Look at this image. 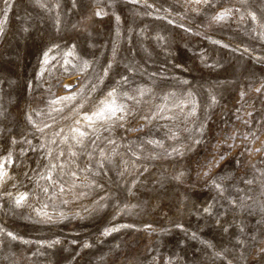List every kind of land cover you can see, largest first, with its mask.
<instances>
[{
    "label": "rangeland",
    "instance_id": "374dc122",
    "mask_svg": "<svg viewBox=\"0 0 264 264\" xmlns=\"http://www.w3.org/2000/svg\"><path fill=\"white\" fill-rule=\"evenodd\" d=\"M0 26V264H264V0H0ZM112 89L124 118L77 124Z\"/></svg>",
    "mask_w": 264,
    "mask_h": 264
},
{
    "label": "snow or ice",
    "instance_id": "6c2138e0",
    "mask_svg": "<svg viewBox=\"0 0 264 264\" xmlns=\"http://www.w3.org/2000/svg\"><path fill=\"white\" fill-rule=\"evenodd\" d=\"M8 0H5V3L7 4ZM228 10H226L225 12L219 13L217 14V16L213 17L214 20H222L226 17ZM95 15L100 16L101 12L97 11L95 13ZM253 19H255V16L253 15ZM3 31L2 26H0V32ZM51 51V50H49ZM70 54V53H69ZM67 62V61H66ZM44 64L48 63V52L44 53ZM65 87L70 88V85H65ZM94 90V89H93ZM259 91V89H258ZM126 95V94H125ZM116 96H117V90L116 89H112L111 91H109L107 93V96L99 101V104L96 108L95 111H93L91 114H84V116L82 117V119L88 123V126H92V124H94L97 120H102V121H108L111 120L112 118H117V119H123V116H117L118 112H124L125 111V106L122 104H118L117 100H116ZM74 96H64V97H60L57 100H53L51 103L56 104L59 103L61 101H68L71 99H74ZM80 107H83V105H81ZM80 121H77V124H79ZM74 132L78 133L79 137L83 138L85 137L87 134L83 131H80L79 128L73 129ZM75 139V137H74ZM82 142V141H78ZM151 143V141H150ZM8 162L11 163V154H9V157L7 158ZM55 167V166H53ZM207 173H205L206 175ZM7 177V172L5 171L4 168V163L0 162V182H2L4 180V178ZM47 179H51V176H48ZM177 179H179V177H177ZM217 187H219V185H217ZM45 192L48 191V189H44ZM61 191H63V189H61ZM10 195V194H9ZM27 197L26 193H21L19 194V196L16 198L15 203L17 204V206H19ZM205 211H208V209L206 208ZM121 227H131V225H122ZM118 229L116 228H112V229H106L105 230V235H108L110 232L112 231H117ZM9 236H11L13 239H16L15 236H13L12 233H8ZM88 245L85 244V247H87Z\"/></svg>",
    "mask_w": 264,
    "mask_h": 264
},
{
    "label": "bare ground",
    "instance_id": "6f19581e",
    "mask_svg": "<svg viewBox=\"0 0 264 264\" xmlns=\"http://www.w3.org/2000/svg\"><path fill=\"white\" fill-rule=\"evenodd\" d=\"M108 93V92H107ZM106 95V94H105ZM107 96V95H106ZM105 97V96H104ZM94 111V110H93ZM86 113V112H85ZM84 113V114H85ZM78 116V115H77ZM84 115L82 114V116H81V118L79 119V121H80V124L81 123H84V125L86 124V125H88V123L87 122H85L83 119H82V117H83ZM79 117V116H78ZM75 125V124H74ZM80 126V125H79Z\"/></svg>",
    "mask_w": 264,
    "mask_h": 264
}]
</instances>
